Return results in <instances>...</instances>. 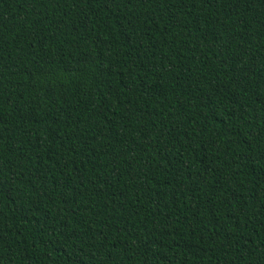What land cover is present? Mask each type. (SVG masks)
<instances>
[{
    "label": "trees",
    "instance_id": "1",
    "mask_svg": "<svg viewBox=\"0 0 264 264\" xmlns=\"http://www.w3.org/2000/svg\"><path fill=\"white\" fill-rule=\"evenodd\" d=\"M0 264H264V0H0Z\"/></svg>",
    "mask_w": 264,
    "mask_h": 264
}]
</instances>
